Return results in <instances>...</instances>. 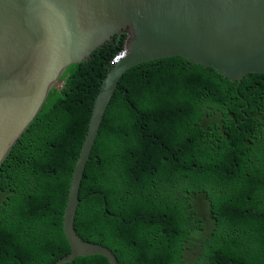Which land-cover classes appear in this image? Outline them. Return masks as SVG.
<instances>
[{"label": "trees", "instance_id": "trees-1", "mask_svg": "<svg viewBox=\"0 0 264 264\" xmlns=\"http://www.w3.org/2000/svg\"><path fill=\"white\" fill-rule=\"evenodd\" d=\"M127 34L70 66L0 166V264H52L72 170ZM69 74V75H68ZM75 231L117 264H264V73L180 57L121 79L79 190ZM63 264H109L78 256Z\"/></svg>", "mask_w": 264, "mask_h": 264}, {"label": "water", "instance_id": "water-1", "mask_svg": "<svg viewBox=\"0 0 264 264\" xmlns=\"http://www.w3.org/2000/svg\"><path fill=\"white\" fill-rule=\"evenodd\" d=\"M123 33L124 53L102 82L68 186L62 228L70 251L52 264L92 255L117 264L74 223L86 163L129 70L180 57L230 81L264 73V0H0V166L67 69Z\"/></svg>", "mask_w": 264, "mask_h": 264}, {"label": "rangeland", "instance_id": "rangeland-1", "mask_svg": "<svg viewBox=\"0 0 264 264\" xmlns=\"http://www.w3.org/2000/svg\"><path fill=\"white\" fill-rule=\"evenodd\" d=\"M68 75H69V74H68ZM64 84H65V81L61 79V80L58 82V84H56L53 88H56V89L58 88V90H60V89L63 88ZM193 262H194V258H193V255L191 254V255L189 256V258L186 260V263H187V264H193Z\"/></svg>", "mask_w": 264, "mask_h": 264}, {"label": "clouds", "instance_id": "clouds-1", "mask_svg": "<svg viewBox=\"0 0 264 264\" xmlns=\"http://www.w3.org/2000/svg\"><path fill=\"white\" fill-rule=\"evenodd\" d=\"M124 53V51H122L118 56H121L122 54ZM250 76V75H249ZM239 81H241V80H239ZM64 86H65V84H64ZM63 86V87H64ZM58 89V88H57Z\"/></svg>", "mask_w": 264, "mask_h": 264}, {"label": "built area", "instance_id": "built-area-1", "mask_svg": "<svg viewBox=\"0 0 264 264\" xmlns=\"http://www.w3.org/2000/svg\"><path fill=\"white\" fill-rule=\"evenodd\" d=\"M119 57H120V56L116 57V58L113 60V62H115Z\"/></svg>", "mask_w": 264, "mask_h": 264}, {"label": "bare ground", "instance_id": "bare-ground-1", "mask_svg": "<svg viewBox=\"0 0 264 264\" xmlns=\"http://www.w3.org/2000/svg\"><path fill=\"white\" fill-rule=\"evenodd\" d=\"M58 84V83H57Z\"/></svg>", "mask_w": 264, "mask_h": 264}]
</instances>
